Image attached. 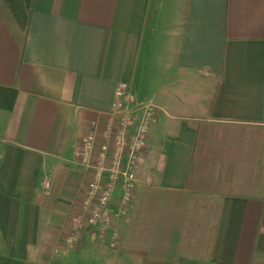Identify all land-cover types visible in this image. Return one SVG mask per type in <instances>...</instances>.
I'll list each match as a JSON object with an SVG mask.
<instances>
[{
	"label": "crops",
	"instance_id": "1",
	"mask_svg": "<svg viewBox=\"0 0 264 264\" xmlns=\"http://www.w3.org/2000/svg\"><path fill=\"white\" fill-rule=\"evenodd\" d=\"M122 84L160 112L120 244L63 255L92 176L80 139ZM108 258L264 264V0H0V264Z\"/></svg>",
	"mask_w": 264,
	"mask_h": 264
},
{
	"label": "built area",
	"instance_id": "2",
	"mask_svg": "<svg viewBox=\"0 0 264 264\" xmlns=\"http://www.w3.org/2000/svg\"><path fill=\"white\" fill-rule=\"evenodd\" d=\"M124 87L117 88L100 136L93 130L80 139L81 163L91 169L92 176L80 209L71 217L63 247L55 248L63 255H69L86 239L107 242L111 248L120 244L122 223L135 197L136 168L148 130L160 112L150 101L132 104L121 90ZM44 184L49 186L48 181Z\"/></svg>",
	"mask_w": 264,
	"mask_h": 264
},
{
	"label": "rangeland",
	"instance_id": "3",
	"mask_svg": "<svg viewBox=\"0 0 264 264\" xmlns=\"http://www.w3.org/2000/svg\"><path fill=\"white\" fill-rule=\"evenodd\" d=\"M203 87L204 86L202 85V87H200V88H203ZM213 160H214V164L213 165L215 166L214 169L218 170V172H219V169H220V171L222 170V174L223 175H226L225 173L228 172L229 173L228 176H231L230 175L231 173H237L240 170V165L237 163V159H235L234 161H233V159H231L229 161L230 164L224 166V167H227V170H226V168L222 169V163L221 164H217V163H215V159H213ZM208 202H209V197L207 198V197H203L202 195H198L197 199L193 202L192 209L196 208V206L200 203L201 205H200V208H199V212H200L201 216L203 217L205 215V213H206V207L209 205ZM116 250H117L116 248L115 249L103 248V249L98 250V252H101V251L110 252L109 255H107V257H111V255L115 254ZM84 253L87 254V257H89V259H91L93 263L99 261L98 259H96L97 255L95 256V252H93L91 250H88V249H85ZM80 254H81V252H80ZM100 264H118V263H117V260L113 261L112 258H108L106 260H100Z\"/></svg>",
	"mask_w": 264,
	"mask_h": 264
}]
</instances>
